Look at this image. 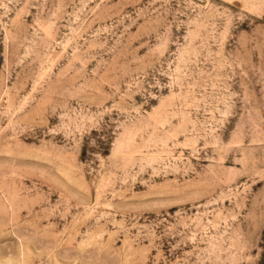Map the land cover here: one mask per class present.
Segmentation results:
<instances>
[{
  "label": "rangeland",
  "instance_id": "rangeland-1",
  "mask_svg": "<svg viewBox=\"0 0 264 264\" xmlns=\"http://www.w3.org/2000/svg\"><path fill=\"white\" fill-rule=\"evenodd\" d=\"M0 264H264V0H0Z\"/></svg>",
  "mask_w": 264,
  "mask_h": 264
}]
</instances>
